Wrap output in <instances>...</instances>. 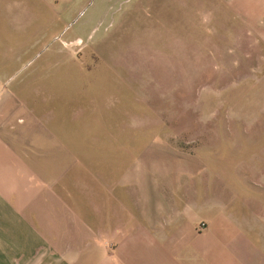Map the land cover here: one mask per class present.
Listing matches in <instances>:
<instances>
[{
    "label": "crops",
    "instance_id": "0c3cea01",
    "mask_svg": "<svg viewBox=\"0 0 264 264\" xmlns=\"http://www.w3.org/2000/svg\"><path fill=\"white\" fill-rule=\"evenodd\" d=\"M66 1L0 0L1 26L51 39L54 2ZM5 72L0 264H264L261 214L230 212L196 161L162 159L160 145L134 159L128 129L111 128L108 86L89 106L71 96L90 83Z\"/></svg>",
    "mask_w": 264,
    "mask_h": 264
},
{
    "label": "rangeland",
    "instance_id": "374dc122",
    "mask_svg": "<svg viewBox=\"0 0 264 264\" xmlns=\"http://www.w3.org/2000/svg\"><path fill=\"white\" fill-rule=\"evenodd\" d=\"M65 6L54 2L51 39L0 22L6 79L90 83L71 96L89 106L108 86L111 128L128 129L134 159L160 145L162 159L194 160L230 212L264 219V0Z\"/></svg>",
    "mask_w": 264,
    "mask_h": 264
}]
</instances>
